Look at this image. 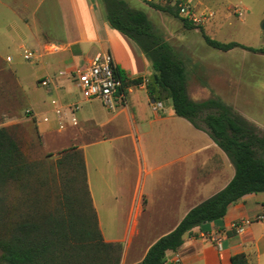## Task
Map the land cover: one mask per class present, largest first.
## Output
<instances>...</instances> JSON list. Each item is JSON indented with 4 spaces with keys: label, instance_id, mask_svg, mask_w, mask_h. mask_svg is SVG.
Segmentation results:
<instances>
[{
    "label": "rangeland",
    "instance_id": "1",
    "mask_svg": "<svg viewBox=\"0 0 264 264\" xmlns=\"http://www.w3.org/2000/svg\"><path fill=\"white\" fill-rule=\"evenodd\" d=\"M90 1L89 11L101 26L105 22L103 5L100 0ZM123 1L144 12L163 39L189 60L187 91L192 101L217 98L250 124L257 135L264 136V54L241 49L228 52L212 49L204 43L197 29L201 27L205 35L220 43L234 42L264 51V0H189L197 18L192 24L195 29L191 30L184 28L180 17L154 10L147 5L148 1ZM150 3L165 7L159 1ZM76 29L70 0H0V129H5L16 142L29 167L23 179L0 186V237L9 234L18 224L41 222L49 215L65 217L71 213L78 224L93 222L94 210L84 171L76 159H66L74 154L72 151L58 153L74 147L83 152L89 163L91 188L98 205L104 199L99 189H103L101 176L116 179L127 190L129 173L132 176L137 168L132 158L131 131L125 124L122 128H108L109 132L125 138L119 155L110 156L102 150L103 146L88 148L91 138L97 135L96 131L89 132V121L102 109L98 103L82 99L69 73L74 67L85 66L91 56L106 50L107 45L103 40L76 39L66 45L53 40H63ZM116 43L121 51L128 53L122 42ZM150 78L151 74L144 80ZM42 81H47L46 87L41 86ZM58 95L64 96L66 101L60 102ZM143 96L136 91L131 100L143 104ZM52 98L57 101L56 106L51 104ZM158 104L161 112L168 116L171 102L163 99ZM27 105L38 120L44 122V127L55 122L58 127L38 128L32 111L25 109ZM166 124L174 128L175 136L180 135L181 128L193 132L191 125L174 115ZM156 128L164 127H154L144 148L142 144L147 155H150L151 139L163 136ZM41 130H44L43 135ZM107 156L118 164L115 179L112 171L105 170ZM102 230L106 235L118 232L105 227ZM253 230L255 234H264V226H254ZM157 231L152 230L153 236L135 239L130 252L138 255L163 230ZM133 261L130 257L126 264L135 263Z\"/></svg>",
    "mask_w": 264,
    "mask_h": 264
},
{
    "label": "crops",
    "instance_id": "2",
    "mask_svg": "<svg viewBox=\"0 0 264 264\" xmlns=\"http://www.w3.org/2000/svg\"><path fill=\"white\" fill-rule=\"evenodd\" d=\"M70 3L77 29L73 35L63 40L53 39L57 44L66 45L76 39L84 42L103 40L115 65L125 72L128 79L144 78L151 74L148 62L129 40L111 30L106 22L98 26L94 13L89 11L90 0H70ZM118 40L128 49V53L117 46ZM63 85L61 84L62 87ZM136 91L144 95L143 104L131 100V95ZM57 99L60 102L66 101L64 96L58 95ZM50 102L57 105L54 98ZM87 102L98 103L102 109L101 113L94 115L89 121V132L96 131L97 135L91 138L88 148L103 146L102 150L115 157L120 154L125 138L118 133L109 132L108 128H122L125 124L131 131L134 152L132 158L134 163L136 161L137 168L132 176L129 173L125 190V186L115 179L119 173L117 162L111 160L110 156L104 159L107 163L105 170L112 171L115 180L101 176L103 189H99L102 191L100 196L104 197L101 205H98L91 188L89 163L84 155L83 159L88 193L104 241L122 245L121 264H126L130 257L134 258L133 262L138 263L150 246L173 231L192 208L224 189L233 178L234 169L226 155L206 134L193 128V132L188 128H181L180 135L175 136L174 128H168L166 124L167 119L174 115L173 111L170 110L168 116H165L160 104L151 103L144 85L129 87L125 103L112 112L104 109L98 101ZM25 109L32 111L38 128L58 127L56 122L44 127V122L42 124L38 120L30 106H25ZM157 126L164 127L156 128L163 136L151 139L150 155H147L143 149L148 143L145 140ZM41 133L43 135L44 130ZM101 172L99 170L100 174ZM238 223L243 225V232L240 234L234 229V225ZM257 225L264 226V193L244 196L228 208L222 220L196 227L185 234L182 246L176 252L166 254L165 264H172L174 261L180 264H230L229 258L238 254H244L248 264H264V234L254 233L253 227ZM103 227L116 229L118 232L107 236ZM152 230L163 231L155 235L138 255L131 253L134 240L153 236ZM227 232H231L232 237L227 236Z\"/></svg>",
    "mask_w": 264,
    "mask_h": 264
},
{
    "label": "trees",
    "instance_id": "3",
    "mask_svg": "<svg viewBox=\"0 0 264 264\" xmlns=\"http://www.w3.org/2000/svg\"><path fill=\"white\" fill-rule=\"evenodd\" d=\"M100 1L108 27L134 45L151 71L147 81L142 77L130 80L116 66L114 74L122 80V89L144 85L151 103L169 100L174 116L206 134L234 169V176L224 189L192 208L176 228L158 239L137 263L165 264L166 254L176 252L182 246L185 234L196 227L222 220L228 208L244 196L264 193V136L257 135L250 124L221 100L209 98L195 102L190 99L187 91L189 60L163 39L144 12L129 7L123 0ZM147 5L179 17L174 8L150 2ZM181 22L184 28L195 29L186 20L181 19ZM197 29L204 43L212 49L221 52L241 49L264 54L263 50L238 43H220L205 35L201 27ZM71 151L74 154L66 159H76L85 175L83 154L76 151V147L58 155ZM28 170L16 142L5 129H0V186L10 181L18 182ZM74 219L70 213L65 217L49 215L41 222L18 224L9 234L0 237V264H119L122 248L119 244L104 242L95 211L91 224L81 225ZM226 234L229 236L231 232ZM229 263L248 264V261L244 254H238L231 256Z\"/></svg>",
    "mask_w": 264,
    "mask_h": 264
},
{
    "label": "built area",
    "instance_id": "4",
    "mask_svg": "<svg viewBox=\"0 0 264 264\" xmlns=\"http://www.w3.org/2000/svg\"><path fill=\"white\" fill-rule=\"evenodd\" d=\"M159 1L165 6L174 8L178 16L191 24L197 22L189 0H146ZM31 57V54H28ZM116 67L109 51L96 53L90 61L81 67L71 70V81L85 101H98L107 111H114L119 105L125 103L127 89H122L123 82L114 74ZM42 87L47 86V81H42ZM237 234L243 232L241 223L235 224Z\"/></svg>",
    "mask_w": 264,
    "mask_h": 264
},
{
    "label": "water",
    "instance_id": "5",
    "mask_svg": "<svg viewBox=\"0 0 264 264\" xmlns=\"http://www.w3.org/2000/svg\"><path fill=\"white\" fill-rule=\"evenodd\" d=\"M262 29L264 30V23H263V25H262Z\"/></svg>",
    "mask_w": 264,
    "mask_h": 264
}]
</instances>
